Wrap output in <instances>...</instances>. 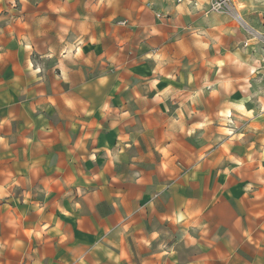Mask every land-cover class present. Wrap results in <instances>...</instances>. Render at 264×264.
Here are the masks:
<instances>
[{"label": "crops", "instance_id": "1", "mask_svg": "<svg viewBox=\"0 0 264 264\" xmlns=\"http://www.w3.org/2000/svg\"><path fill=\"white\" fill-rule=\"evenodd\" d=\"M83 2L87 55L110 69L86 79L66 53L53 95L25 42L0 36V264H264L262 46L218 55L211 0ZM164 28L168 66H126Z\"/></svg>", "mask_w": 264, "mask_h": 264}, {"label": "rangeland", "instance_id": "2", "mask_svg": "<svg viewBox=\"0 0 264 264\" xmlns=\"http://www.w3.org/2000/svg\"><path fill=\"white\" fill-rule=\"evenodd\" d=\"M84 3L83 0H0V36L8 35L15 38L14 41L21 40L25 42L26 52L31 53L33 65L42 71L49 95L56 93L57 86L65 83V80L61 78V74L57 70V64L59 62L62 67L64 64L62 59L66 53L77 52V58H69L67 65L80 64L83 71H85L86 79L95 76L98 72H102V68L110 69L109 66L101 62L97 63L96 61L93 64V61L87 55L97 51V44L86 43L88 29L83 27L81 21L80 27H78V14L83 17L84 13H87L84 12L86 10ZM242 4L247 6L242 11V14L249 26L245 25L244 20L242 22L236 20L237 14L236 9H234L233 12L216 13L220 17V21L224 22V25L218 23L217 25L209 24L206 27L210 30V38H215L216 34L222 37L218 46L214 47L218 55L229 52L250 54L253 49H256L253 51L255 53L259 48V44L256 42L254 35L249 33L248 28L260 29L261 19H264V0H244ZM72 6L75 8V18H72ZM165 20H167V16H165ZM238 22L244 27H241ZM30 25H32V29ZM195 26L201 27L200 22L195 23ZM204 28H197L196 31L192 32V35L197 33L206 36ZM217 28L222 29V31ZM5 29H9V32L3 33ZM238 29L240 33L242 32L247 37V41L242 44H238L240 41V33H236ZM171 31L172 29L170 28H164L161 32L145 30L143 37H137L130 44L128 59H133V61L127 63L126 66L141 65L144 62L139 61L150 59L144 67L152 68L158 61H162L160 66L167 67L168 57L172 55H169L167 51L162 56L158 55L159 53L157 52L160 48L158 42L162 34ZM25 35L27 38H24ZM77 35L79 36L77 37ZM169 39L168 42H175V37ZM20 46L22 47V44ZM195 47L198 48L199 46ZM214 48L207 46V51L212 53ZM189 62L194 64V60ZM205 66L212 67L211 64H206ZM62 69L66 71L65 67H62ZM147 110L146 108L144 109L145 117L147 116ZM169 110L168 108L160 109V114L167 115ZM225 116H231L228 109L225 110ZM150 126L152 125L144 122L142 128L146 131ZM160 126L161 128L163 127V125ZM147 158V156H143L133 161L142 164L143 168H146ZM154 158L160 159L161 157L157 156ZM128 160H131V157H128Z\"/></svg>", "mask_w": 264, "mask_h": 264}, {"label": "built area", "instance_id": "3", "mask_svg": "<svg viewBox=\"0 0 264 264\" xmlns=\"http://www.w3.org/2000/svg\"><path fill=\"white\" fill-rule=\"evenodd\" d=\"M235 0H211L210 2V12L215 13H227L233 12L235 9ZM159 18H162V15H158ZM249 33L254 35L256 42L262 46L264 50V24L261 30H255L253 28H248Z\"/></svg>", "mask_w": 264, "mask_h": 264}, {"label": "bare ground", "instance_id": "4", "mask_svg": "<svg viewBox=\"0 0 264 264\" xmlns=\"http://www.w3.org/2000/svg\"><path fill=\"white\" fill-rule=\"evenodd\" d=\"M245 9V6H240V7H238L237 9H236V20H238V21H240V22H242L243 21V19H242V15H241V11H243ZM235 12V11H234Z\"/></svg>", "mask_w": 264, "mask_h": 264}, {"label": "clouds", "instance_id": "5", "mask_svg": "<svg viewBox=\"0 0 264 264\" xmlns=\"http://www.w3.org/2000/svg\"><path fill=\"white\" fill-rule=\"evenodd\" d=\"M254 70V69H253ZM38 71H39V69H38Z\"/></svg>", "mask_w": 264, "mask_h": 264}]
</instances>
